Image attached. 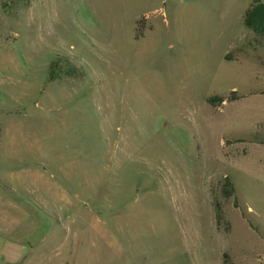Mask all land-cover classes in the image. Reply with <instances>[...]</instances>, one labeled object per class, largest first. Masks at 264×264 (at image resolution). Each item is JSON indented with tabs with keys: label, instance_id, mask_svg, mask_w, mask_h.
<instances>
[{
	"label": "rangeland",
	"instance_id": "374dc122",
	"mask_svg": "<svg viewBox=\"0 0 264 264\" xmlns=\"http://www.w3.org/2000/svg\"><path fill=\"white\" fill-rule=\"evenodd\" d=\"M251 2L0 0V125L22 122L70 172L47 167L49 182L76 192L3 194L31 213L12 264H264Z\"/></svg>",
	"mask_w": 264,
	"mask_h": 264
},
{
	"label": "crops",
	"instance_id": "0c3cea01",
	"mask_svg": "<svg viewBox=\"0 0 264 264\" xmlns=\"http://www.w3.org/2000/svg\"><path fill=\"white\" fill-rule=\"evenodd\" d=\"M9 113H5L6 118L0 125V158L2 161L0 165L10 166L9 161L11 160V165L15 166L16 164L18 169H7L6 177H0V194H2L0 202V204L2 203L0 207L2 209L0 214V264H12L25 257L27 246L23 243V240H25L23 239L24 236H21L22 239H20L19 235H11L20 232V226L25 223V220L29 222L31 220V213L29 215L26 210L23 211L18 208L19 211L13 210L10 212L7 204L9 205L11 202L3 194L8 193V190L14 191L16 189L21 194H76V192L69 191L62 186L58 187V185H53V183L49 182L47 167L55 168L66 175L70 172L67 171L66 173V165L64 164H58L55 160L48 162L46 149H41V145L30 144L23 137L22 122L14 120L12 116L8 115ZM16 135H21L22 138L18 141L15 137ZM18 142H23L25 145L20 146ZM73 165L69 164L68 166L70 168ZM81 188L83 189L82 194H89V191L93 189V187L92 189L90 187L89 190L88 181ZM4 200L8 202L6 203Z\"/></svg>",
	"mask_w": 264,
	"mask_h": 264
},
{
	"label": "trees",
	"instance_id": "16d2710c",
	"mask_svg": "<svg viewBox=\"0 0 264 264\" xmlns=\"http://www.w3.org/2000/svg\"><path fill=\"white\" fill-rule=\"evenodd\" d=\"M243 25L247 28L250 32L253 33L255 39H263L264 40V0H252L248 8L246 9L243 19ZM138 25L140 21L137 22ZM234 91L230 92L227 98H218V97H211L208 102L211 105H214L216 101H223L226 100H233L236 99L234 96ZM264 143V137L259 141ZM224 186L228 187V189H233L231 187V183L226 179L224 180ZM216 218H219V213L216 211ZM227 257L223 255V264L227 263Z\"/></svg>",
	"mask_w": 264,
	"mask_h": 264
},
{
	"label": "flooded vegetation",
	"instance_id": "af4514ba",
	"mask_svg": "<svg viewBox=\"0 0 264 264\" xmlns=\"http://www.w3.org/2000/svg\"><path fill=\"white\" fill-rule=\"evenodd\" d=\"M141 22V21H140Z\"/></svg>",
	"mask_w": 264,
	"mask_h": 264
}]
</instances>
